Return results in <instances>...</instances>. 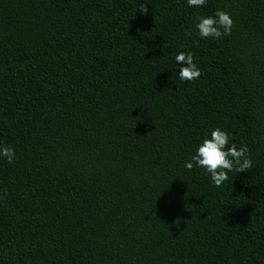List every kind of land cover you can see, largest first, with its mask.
Instances as JSON below:
<instances>
[{"label":"trees","instance_id":"obj_1","mask_svg":"<svg viewBox=\"0 0 264 264\" xmlns=\"http://www.w3.org/2000/svg\"><path fill=\"white\" fill-rule=\"evenodd\" d=\"M217 127L253 161L220 187ZM0 146V264H264V0H0Z\"/></svg>","mask_w":264,"mask_h":264},{"label":"clouds","instance_id":"obj_2","mask_svg":"<svg viewBox=\"0 0 264 264\" xmlns=\"http://www.w3.org/2000/svg\"><path fill=\"white\" fill-rule=\"evenodd\" d=\"M207 0H188L190 7H201ZM147 5H142L139 12L148 14ZM234 27V20L230 13L217 10L213 16L199 17L196 29L199 37L207 39H220L222 36L231 35ZM186 35L191 36L188 32ZM176 63L180 66L178 79L181 81H194L201 76V70L194 63L191 52L181 51L175 57ZM230 144L228 132L221 128H215L210 138H205L198 147L196 154L190 162H186V167L191 170L194 166L203 168L216 187L222 186L228 180V173L248 172L253 167L247 146L238 148L235 143ZM0 156L7 158L12 163L15 158V150L10 146H0Z\"/></svg>","mask_w":264,"mask_h":264}]
</instances>
